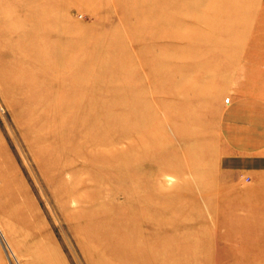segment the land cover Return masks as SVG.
Wrapping results in <instances>:
<instances>
[{"label": "rangeland", "instance_id": "1", "mask_svg": "<svg viewBox=\"0 0 264 264\" xmlns=\"http://www.w3.org/2000/svg\"><path fill=\"white\" fill-rule=\"evenodd\" d=\"M17 1L0 0V264H113L97 256L92 244L82 239L89 201L97 187L91 182V170L86 174L85 159L69 152L83 144L77 134L85 131V125L79 124L85 115L81 108L74 109L75 104L94 101L100 105L107 97L106 102L125 105L127 99L143 95L139 83L135 92H130L127 84L128 76L138 75L144 64L137 61L130 71L121 62L117 66L109 63L114 57L124 58L130 48L126 23L136 19L131 14L133 4L129 0H64L54 6L53 2L50 10L56 12L54 18L60 24L50 29L53 36L47 48L56 47L61 55V62L53 63L67 65L59 70L55 65H38L21 52L30 43L26 35L29 27L17 20ZM230 1L238 3L245 13L232 21V27L226 26L239 31L248 25L252 30L214 45L216 49H235L226 56L225 67L215 68L217 75L204 76L205 69L198 65L197 74L187 78L166 69L155 79L166 82L173 75V85L179 82L189 87L186 100L190 103L201 97H196L195 91L202 86L217 88L215 93H204L203 98L213 105L204 116L205 134L199 137L187 138L181 96L169 110L168 121L173 127L166 137L169 154L185 163L186 173H169L173 182L166 186L175 188L183 177L194 181L203 175L201 188L186 194L199 198V216L203 217L191 227L190 238L203 236L210 223L204 204L208 199L216 211L220 209L219 215L213 216L225 217L228 228L238 237L215 238V247L222 254L226 251L224 259L208 260L198 251L188 264H264V0ZM207 6L206 2L199 15ZM195 15L167 19L190 23ZM154 29L156 32L157 27ZM154 29L147 33L153 34ZM166 31L155 54L173 53L176 45L187 44L181 38L172 41L168 36L174 31L172 27ZM184 60V56L172 59L174 65ZM158 97L170 99L164 93ZM86 113L92 119L91 111ZM58 147L63 148L62 157L55 154ZM248 160L252 164L245 163ZM51 161L63 168L61 173L54 171ZM79 213L84 215L81 222Z\"/></svg>", "mask_w": 264, "mask_h": 264}, {"label": "bare ground", "instance_id": "2", "mask_svg": "<svg viewBox=\"0 0 264 264\" xmlns=\"http://www.w3.org/2000/svg\"><path fill=\"white\" fill-rule=\"evenodd\" d=\"M59 1L64 2V0L52 2L18 0L20 12L18 11L17 20L29 27V33L26 35L31 44L29 43L21 52L27 57H32L38 65L44 64L48 67L50 65V68L55 65L59 70H63L62 67L67 65L58 64L62 60L58 49L47 48L53 36L50 29L60 24L59 20L54 18L56 12L50 8L58 6ZM129 2L133 4L131 14L136 17L135 21L126 23L130 28L128 35L130 48L125 51L124 58L114 57L109 63L111 65L117 63V66L121 62V66L129 68L130 71L137 61L144 64L138 75L131 73L128 76L130 80L127 84L130 92H135L140 84L139 88L143 95L140 99L135 96L127 99L125 105L106 102L107 97H104L100 105L92 101L75 104L74 108L83 110L82 114L85 116L79 118V124L85 125V131L77 134L78 138L83 140V144L70 149L69 155L85 159L88 165L86 174L91 170V182L93 181L97 187L92 200L89 201L90 207L85 216L87 221L81 231L82 239L92 244L97 256L107 258L113 264H188L189 259L200 254L198 251H201L208 260L216 259L218 256L222 257L220 258L222 260L226 251L222 250V254L221 250L215 247L217 245L215 238L236 239L238 235L236 231L228 228L229 223L225 217L213 216L220 209L216 211L209 199L204 204H207L209 210L210 223L203 236H198L199 238L195 240L190 238L191 227L201 223L203 217L199 216L201 213L198 208L199 198L187 197L186 194L195 193V187L201 188L205 177L202 175L194 181L183 177L177 187L166 186L167 183L173 182V176L169 173L174 176L186 173L183 166L185 163L182 165L176 157L169 154L170 144L166 137L173 132V127L168 121L169 110L181 96V100L184 99L187 138L199 137L205 134L207 127L204 116L213 105V101L203 98L204 93H215L217 88L213 85L202 86L195 91L196 97H201L197 102L190 103L189 99L186 100L189 87L179 82L173 85L171 79L173 75L168 76L166 82L157 83L155 79L166 69H171L176 77L187 78L197 72L198 65L205 69L204 76L217 75L218 72H214L215 68L225 67L226 56L235 49L233 47L231 51L229 47L216 49L214 45L222 39L226 40L227 37L230 39L244 31H251L252 26L246 25L239 31L230 28L232 21L245 13L238 3L230 0L224 2L129 0ZM206 2L209 5L206 12L199 15ZM192 14L198 16L195 15L193 22L190 23L184 20L177 22L176 18L167 19L168 16ZM154 27H157L156 32ZM171 27L174 31L168 36L172 37V41L181 38L185 39L187 44L176 45L173 53L155 54L161 47L163 35ZM150 29H154L153 34L147 33ZM178 56H184L185 60L174 65L172 59ZM54 61L58 62V66L53 63ZM49 72L57 75L55 70ZM123 76L122 74L121 78ZM135 81L137 83H134ZM146 91L149 92L148 95L143 93ZM162 93L170 95V99L162 100L158 97V94ZM122 108L126 110L120 112ZM86 111H91L92 119H88ZM29 131L31 132V129ZM199 142L202 144L200 139ZM62 149L57 148L55 153L57 157L64 155ZM55 165L56 161H51L50 166L56 168L54 171L61 173L63 168L58 169ZM77 192L81 191L78 189ZM82 201L83 198L79 200L80 203ZM166 206L169 207L165 208ZM77 218L80 221L84 215L79 213ZM210 262L208 264H212ZM192 264L202 263L193 261Z\"/></svg>", "mask_w": 264, "mask_h": 264}, {"label": "crops", "instance_id": "3", "mask_svg": "<svg viewBox=\"0 0 264 264\" xmlns=\"http://www.w3.org/2000/svg\"><path fill=\"white\" fill-rule=\"evenodd\" d=\"M234 135L236 134V133H233ZM247 162V164H252L249 160L248 161H245V163ZM250 162V163H249Z\"/></svg>", "mask_w": 264, "mask_h": 264}]
</instances>
